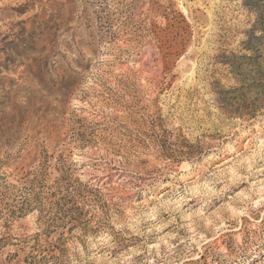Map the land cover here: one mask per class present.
<instances>
[{"label":"rangeland","instance_id":"1","mask_svg":"<svg viewBox=\"0 0 264 264\" xmlns=\"http://www.w3.org/2000/svg\"><path fill=\"white\" fill-rule=\"evenodd\" d=\"M0 264H264V0H0Z\"/></svg>","mask_w":264,"mask_h":264},{"label":"bare ground","instance_id":"2","mask_svg":"<svg viewBox=\"0 0 264 264\" xmlns=\"http://www.w3.org/2000/svg\"><path fill=\"white\" fill-rule=\"evenodd\" d=\"M144 86V85H143ZM154 87V86H153ZM111 172V171H110ZM128 177V176H127ZM163 178V177H162ZM140 184H142V182H139ZM131 218V217H130ZM139 218V217H138ZM133 222V221H132ZM135 223H136V221H135Z\"/></svg>","mask_w":264,"mask_h":264}]
</instances>
